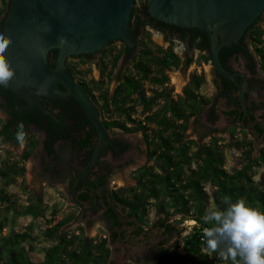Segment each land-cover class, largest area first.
I'll return each mask as SVG.
<instances>
[{
  "label": "water",
  "instance_id": "1",
  "mask_svg": "<svg viewBox=\"0 0 264 264\" xmlns=\"http://www.w3.org/2000/svg\"><path fill=\"white\" fill-rule=\"evenodd\" d=\"M134 6L135 0H9L2 28L12 40L6 56L16 69L9 87L36 106L42 95H72L98 130L94 155L71 184L73 199L81 208L76 184L93 169L108 138L96 104L67 73L66 61L69 56L101 50L115 38L134 45L129 34ZM147 6L158 19L198 26L208 34L218 92L196 114V126L207 133L238 124L249 129L256 143H263L264 62L251 32L264 11V0H147ZM61 37L67 42L61 44ZM41 47L46 49L43 55ZM48 77L55 79L37 95Z\"/></svg>",
  "mask_w": 264,
  "mask_h": 264
},
{
  "label": "trees",
  "instance_id": "2",
  "mask_svg": "<svg viewBox=\"0 0 264 264\" xmlns=\"http://www.w3.org/2000/svg\"><path fill=\"white\" fill-rule=\"evenodd\" d=\"M3 4L0 7V19L7 13L9 8V0H2ZM136 3V1H135ZM139 7L136 4L132 9L131 20L135 26L139 21L138 16ZM259 18L257 24L252 29V35L255 44H261L258 47L260 53L264 57V28L259 25ZM2 27L4 19L0 21ZM209 42L208 39L206 40ZM174 61L170 57L157 56L153 60L160 65V75L151 76V81H165L167 76L164 75L162 66L164 64L170 65L173 63L178 66L180 58L173 54ZM119 54L112 59L113 66L116 65ZM138 67L142 70L141 78H134L132 75H125V79L116 89L113 98H108L107 91L101 95L104 101V108L110 110L111 103L119 114H123L124 119L114 118L111 121H105L107 127L119 126L125 131L138 132L143 131L145 138L152 145L147 156L157 160V166L160 170H156L155 166L145 164L137 171L138 184L135 187L120 186L115 192L116 207H120L122 211L127 212L131 217H136L140 222H144L145 216L152 204H155L159 215L164 214L163 217H158L153 226L164 229L169 235L178 233V229L171 225L170 218L181 215L183 217H190L194 205L192 201L196 202L198 207L197 217L201 220V215L205 212L204 200L206 197L205 183L210 181L212 185L217 187V196L223 198L230 197L233 202L238 198H244L251 207L261 206L264 208V187L261 189H253L250 184L252 175L255 174L253 167L259 165L260 160H264V147L257 158L251 155L252 146L249 147L245 155L248 162L244 167L239 168L234 173H230L224 167L226 156L224 150L216 141L211 143L198 144L197 148L190 152L191 143L184 139L185 131L189 127L190 118L193 113L201 108V103H206L209 98H197L196 88L205 80L203 75L193 74V86L187 88V97H181L178 100H171L169 102L170 114L162 113V108L156 110L152 114H146L147 119L156 121L159 125L153 131V140H150V133L148 126L143 120H137L132 117L134 107L129 104L133 100L131 95H136V100L142 103L143 110H150L157 102L158 98L163 95L159 94L147 95L146 89L143 85L142 78H147L150 67L143 61L138 62ZM73 77H77L76 67L72 66ZM81 85L94 96L93 92L97 89V82L93 80V85L90 86L86 81H82ZM11 89V88H10ZM9 93L15 95L13 89ZM121 95V96H118ZM2 120L0 119V123ZM132 122L130 125L129 123ZM7 130L0 128V135ZM96 132H89L82 142L80 148L86 149L89 147L92 137ZM10 139L15 140L16 144L19 142L9 136ZM79 144V143H78ZM31 154V151H26L24 159L26 160ZM91 153L88 154V160ZM197 162L196 166H192L193 162ZM251 169V170H250ZM25 167L12 168L11 165L4 163L0 168V178L10 183L11 178H15L24 173ZM104 177V176H103ZM104 179V178H103ZM105 183V180H103ZM101 181L94 182L92 188L96 187ZM264 186V180H262ZM91 185V184H90ZM80 186V185H79ZM89 199L88 193L80 196V200L84 203ZM153 200V201H152ZM221 201V202H222ZM0 204L6 205L5 212H13L15 216L33 215L38 216L42 214L40 205L42 198L26 205L25 207H17L12 201L11 195L6 193L4 189H0ZM224 205L222 203L221 208ZM172 210V211H171ZM108 216L114 217L115 224L121 225L118 217L112 208L109 207ZM7 221V216L0 220V230H2ZM65 223L61 221L48 228L46 235L48 237H57L59 243L48 248L45 253L43 261L35 262L28 254L26 247L23 245L31 235L28 232H17L12 235L2 238L0 243V264H109L110 248L107 246V239H102L100 242L93 244L87 239H83L78 243V247H72L74 240L69 237L67 233H60V228ZM131 223V222H130ZM129 223V224H130ZM134 226V223H132ZM201 228H197L192 234H188L182 239L185 253H178L166 245H160L157 248L155 256V264H178L181 258L182 262H191L192 258L197 255H208L202 252L205 248L202 242ZM117 232H114V236ZM165 241V240H164ZM163 241V242H164ZM162 242V243H163Z\"/></svg>",
  "mask_w": 264,
  "mask_h": 264
},
{
  "label": "flooded vegetation",
  "instance_id": "3",
  "mask_svg": "<svg viewBox=\"0 0 264 264\" xmlns=\"http://www.w3.org/2000/svg\"><path fill=\"white\" fill-rule=\"evenodd\" d=\"M135 1L136 6L137 0ZM138 7L139 21L135 26L130 22L129 30V34H131V39L134 45H127L123 39L115 38L112 39L110 43L101 50L94 51L92 53L80 54L77 56H69V58L77 57L84 60H95L98 65L100 77L98 80H94L97 82V89L100 90L98 95H96L94 92V96L91 95L82 85L81 86L87 91L90 99L96 104L99 117L106 128L108 138V143L93 169L85 177L81 178L76 184L75 194L78 198V201L84 206V208L79 207L75 203L71 184L77 174L82 171L91 161L97 147L98 130L91 122L86 111L83 109L78 100L72 95L66 98L42 95L40 97L39 106H36L32 105L30 101L19 97L16 93L15 95L9 93L11 90L10 87L5 88L0 86V119L2 120L0 123V128L7 130L5 133L0 135V146L5 144L14 146L21 145L20 143L16 144L15 140L10 139L9 136L12 135L13 138H15L17 127L22 123L27 133L24 147L26 144H34L32 146H34V151L36 152L37 162L39 165V174L45 179H50L52 183L59 182L66 186V190H68L66 193H68L70 196L72 204L78 208L79 219H83L87 222L89 221V225L94 223V221L101 222L108 234L107 236L103 237V239H107V243L114 242L116 240L125 241L126 239L138 240L142 238L144 234H149V232L147 231L143 222L137 220L136 217L129 216L127 212L122 211L120 207H116L117 202L115 192L119 191L117 189L120 186L114 185L110 187V181L112 180V176L116 168L122 166L123 163L125 164L127 162H133L131 160L122 162L121 160L123 157L126 159L129 158L128 154H130L134 148L129 138L120 136L118 134L117 131L124 130L123 128L119 126L107 127V125H105L104 122L111 121V119H108L105 116V112H108L109 110L103 107L104 101L101 99V95L105 94L107 91L108 98H113L116 93V89L125 79V75H132L136 79L141 78L143 76V72L138 67V62L143 60L148 65V67H150V71L148 72L149 76L147 78H142L143 85L144 81L146 80H148L152 85H155L152 86V93L147 95L159 94V92H163V95H161L157 100L159 101L160 99L168 98L169 91L172 93H178V91L175 90V87L177 85L178 89L177 82H181L180 87L184 88V94L180 95L178 99L181 97H187V88L193 86V74L197 73L193 72L189 76L184 75L181 77L180 75V78H175L173 75H176L177 72L173 70L178 69L179 67H182L186 71L191 69L194 58H196V53L198 55L200 52L203 53L211 63L210 73L212 74V81L215 91L212 94H204L203 92L199 91V88L206 81V77L203 72L199 73L198 75H203L205 80L198 88H196L197 98H209L210 100L206 103H201V108L193 113L194 119L196 114L200 112L204 106L212 102L213 97L218 92V88L214 81V72L216 67L211 56L210 39L208 34L198 26L189 27L178 24L175 25L172 22L154 17L147 8V0H143L141 4L139 3ZM5 16L6 14L1 17L0 21L3 19L5 21ZM2 28L3 27L0 23V33H3ZM152 30H155V33H158L157 36L164 41V44H158L155 48L142 46L143 34ZM207 39L209 41L208 43L206 41ZM173 40L176 42L178 41L182 45L174 47V44L171 42ZM117 41H119L118 44ZM255 46L258 56H260L264 62V57L258 49L261 44H258V46L255 44ZM107 51L112 55L111 61L105 60V52ZM172 53L176 56L178 55L180 58L178 66L174 65L173 63L170 65L164 64L162 66V72L167 76V79L163 82L151 81L150 77L154 75H160L159 71H161L160 65H158L153 60V58L156 59L157 56H168L170 57V60L174 61ZM117 54H119V57L117 59L116 65L113 66L112 59ZM66 65L67 73H72L73 65L69 64L68 61L66 62ZM170 72H173V75L170 74ZM73 79L79 84H81L82 81H85L78 77H73ZM105 80L108 82L115 80L116 84L112 92H109L108 89L105 91L102 90L101 85L105 83ZM131 97L134 99L137 96L134 94L131 95ZM172 99L178 100L174 99L173 96H170L168 98V102H171ZM153 107L147 111H152ZM156 110H158V108ZM156 110H153L152 113ZM134 111H132V113ZM240 127L249 130L245 126L240 125ZM89 132H96L92 137L89 147L86 149L80 148V142H82L83 138H85ZM207 133L211 135L215 132ZM152 135L153 133H150V140H153ZM144 139L147 144V152H149L152 145L149 144L145 138V135ZM89 153H91V156L88 160ZM147 157L148 160L152 159L149 158V156ZM145 164L152 166L156 165L150 164L148 162ZM155 167L158 166L156 165ZM131 169L135 170V168ZM102 179L105 180V183H103ZM98 181H101L102 183H99L96 187H94V189H91L92 184ZM86 193H88L89 199L83 203L80 200V196ZM36 196L37 201L42 195L36 191ZM109 207L113 209L115 216H117L119 221L122 222L121 225L115 224L114 217L108 216L107 211ZM114 208H116V210H114ZM132 223H134V226ZM155 228H158L164 232L165 236H163V238L155 244L152 250H150V253L154 255V261L157 254V248L161 244L166 245L169 235V233H166L164 229L153 226V229ZM114 232H117L115 236ZM181 239L182 238L179 239L178 243L182 241Z\"/></svg>",
  "mask_w": 264,
  "mask_h": 264
},
{
  "label": "rangeland",
  "instance_id": "4",
  "mask_svg": "<svg viewBox=\"0 0 264 264\" xmlns=\"http://www.w3.org/2000/svg\"><path fill=\"white\" fill-rule=\"evenodd\" d=\"M143 0H137V5L142 3ZM3 2L0 0V7ZM261 27L264 28V11L262 13V19L259 23ZM158 33H155V30L148 31L144 33L142 37V46H147L155 48L156 45L164 44V41L157 36ZM264 36V35H263ZM174 44V47L181 46L182 44L178 41H171ZM119 41H117V44ZM156 50V49H153ZM193 65L191 69L187 71L182 67L175 69L173 71L177 72L176 75H173V72H170L175 78L183 77L184 75H190L195 72L197 74L203 72L206 77L205 83L199 88L200 92L204 94H212L215 91V87L212 81V74L210 73L211 63L204 56L203 53L195 55ZM112 55L107 51L105 52V60L111 61ZM68 63L75 65L77 77L87 81L91 86L93 85V80L99 79L98 65L95 60H84L77 57H71L67 59ZM66 61V62H67ZM177 70V71H176ZM178 81V79H177ZM115 80L108 82L105 80V83L102 86V90L108 89L109 92L115 87ZM175 87V90L178 93H172L169 91V97L173 96L174 99H178L180 95L184 94V88L180 87V84ZM152 85L148 80L144 81V87L147 91V94L152 93ZM180 88V89H179ZM100 90L96 89L94 93L98 95ZM171 93V94H170ZM168 97V98H169ZM168 98L160 99L153 107V110L157 108H162V113L169 115V100ZM102 102V101H101ZM129 104H132L135 107V111L131 114L133 118L137 120H143L148 126V132L151 134L155 129L159 127L158 123L153 120H149L146 117V114H152V111H144L143 105L134 98L130 100ZM105 116L108 119L119 118L124 119L123 114H119L114 105L111 103L110 110L105 112ZM130 125L132 122L129 123ZM188 129L185 131L184 139L190 141V152H193L198 144L211 143L216 141L218 145L224 150L225 165L224 167L230 173H234L248 162L247 156L245 153L252 146L251 155L254 158H257L261 152V149L264 147L263 143H256L254 137L249 130L243 129L238 124H229L227 128L214 134L209 135V133L202 132L195 124L194 116L190 118ZM120 136L129 138L132 142L134 150L128 154L129 158L123 157L122 162L131 160L133 162L123 163L122 166L115 169V172L110 181V187L124 186L135 187L137 184V169L139 166H143L146 162L150 164H157V160L152 158L148 160L146 156L147 144L144 139L143 131L138 130V132L118 130ZM25 144L14 146L10 144H5L0 146V168L4 166V163L11 165L12 168L25 167L24 173L15 178H11L10 183L5 181L3 178H0V189H4L6 193L11 195L12 201L15 202L17 207H25L36 201V191L40 193L42 198V204L40 208L42 214L38 216L33 215H24V216H15L13 212H5V206L0 204V220L4 219L7 216V221L5 227L0 230V243H2V238L12 235L17 232H28L31 235V239L23 242V245L26 247L29 256L35 262L43 261L45 258V253L48 248L59 243L57 237H48L46 235L49 227L65 221V223L60 228V233H67L71 239L74 240L72 247H78L83 239H88L93 244H96L107 236V231L102 226V223L99 221H94L89 225V221H84L78 217V208L72 204L70 196L66 193V186L62 183H52L50 179H45L39 174V165L37 162L36 152L34 151V144ZM30 156L25 160L24 154L25 151H30ZM197 162H193L192 166H196ZM131 168H135L132 170ZM156 170H159V166L155 167ZM251 170V169H250ZM255 172L252 175L250 184L253 186V189H261L263 186L262 180H264V160H260L259 165L253 167ZM45 180V181H44ZM206 197L204 200L205 210L210 205H216L218 207L222 206L221 198H218L217 187L212 185V182L208 181L205 183ZM153 201V200H152ZM194 205L192 208L190 217H183L178 215L177 217L170 218L169 222L171 225L178 229V233L174 235H168V240L166 241V246L171 247L172 250L177 251L178 253H185V248L183 246V241L178 243L180 238H185L186 235L192 234L197 228H203L205 225L202 220H200L197 215L199 214L198 207L195 201L191 202ZM249 206H252L249 204ZM260 211L264 212V208L261 206H255ZM172 211V210H171ZM165 216L164 214L159 215L156 209L155 204L150 206L148 215L144 218V225L149 232V234H144L142 238L138 240L126 239L125 241L116 240L114 242L107 243L108 247L111 249V254L109 257V264H155L154 255L150 253V250L155 246L165 236L164 232L158 228L153 229V222L158 217ZM202 217V215L200 216ZM181 239V240H182ZM202 252L207 253L208 255H197L192 258L191 262H182L181 258L178 260V264H226L225 261L219 258L218 254L211 253L209 254L206 248L202 249ZM227 264H232L231 261H228Z\"/></svg>",
  "mask_w": 264,
  "mask_h": 264
},
{
  "label": "clouds",
  "instance_id": "5",
  "mask_svg": "<svg viewBox=\"0 0 264 264\" xmlns=\"http://www.w3.org/2000/svg\"><path fill=\"white\" fill-rule=\"evenodd\" d=\"M47 31H51L48 26ZM67 42L65 37L60 43ZM12 40L0 33V86L5 88L16 77V69L8 60L6 53ZM46 49L40 48V55ZM55 77L46 78L37 88V95L46 92ZM35 86V84H33ZM27 133L21 123L15 133L16 140L23 145ZM224 207L210 205L206 208L201 220L205 227L202 229V242L209 254L216 253L219 258L232 264H264V212L249 206L244 198L233 200L225 196Z\"/></svg>",
  "mask_w": 264,
  "mask_h": 264
},
{
  "label": "built area",
  "instance_id": "6",
  "mask_svg": "<svg viewBox=\"0 0 264 264\" xmlns=\"http://www.w3.org/2000/svg\"><path fill=\"white\" fill-rule=\"evenodd\" d=\"M201 231H202V229H201ZM201 238H202V235H201Z\"/></svg>",
  "mask_w": 264,
  "mask_h": 264
},
{
  "label": "bare ground",
  "instance_id": "7",
  "mask_svg": "<svg viewBox=\"0 0 264 264\" xmlns=\"http://www.w3.org/2000/svg\"><path fill=\"white\" fill-rule=\"evenodd\" d=\"M180 84V83H179Z\"/></svg>",
  "mask_w": 264,
  "mask_h": 264
}]
</instances>
